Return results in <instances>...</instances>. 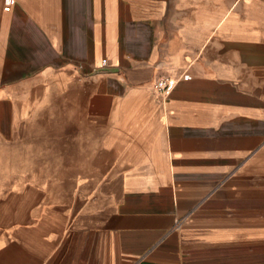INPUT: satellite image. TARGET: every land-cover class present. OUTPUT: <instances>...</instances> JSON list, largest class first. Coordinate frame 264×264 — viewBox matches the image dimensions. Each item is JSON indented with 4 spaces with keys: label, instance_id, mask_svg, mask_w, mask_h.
Listing matches in <instances>:
<instances>
[{
    "label": "crops",
    "instance_id": "1",
    "mask_svg": "<svg viewBox=\"0 0 264 264\" xmlns=\"http://www.w3.org/2000/svg\"><path fill=\"white\" fill-rule=\"evenodd\" d=\"M0 264H264V0H0Z\"/></svg>",
    "mask_w": 264,
    "mask_h": 264
},
{
    "label": "built area",
    "instance_id": "2",
    "mask_svg": "<svg viewBox=\"0 0 264 264\" xmlns=\"http://www.w3.org/2000/svg\"><path fill=\"white\" fill-rule=\"evenodd\" d=\"M167 81L168 80L166 77L160 78L157 80L154 86L157 90H166L168 87Z\"/></svg>",
    "mask_w": 264,
    "mask_h": 264
}]
</instances>
